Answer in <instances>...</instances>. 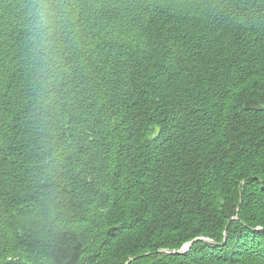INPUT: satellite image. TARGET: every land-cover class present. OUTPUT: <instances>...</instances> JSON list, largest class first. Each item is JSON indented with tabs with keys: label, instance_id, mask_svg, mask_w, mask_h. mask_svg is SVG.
<instances>
[{
	"label": "trees",
	"instance_id": "obj_1",
	"mask_svg": "<svg viewBox=\"0 0 264 264\" xmlns=\"http://www.w3.org/2000/svg\"><path fill=\"white\" fill-rule=\"evenodd\" d=\"M67 3L42 88L0 0V264H264V0Z\"/></svg>",
	"mask_w": 264,
	"mask_h": 264
},
{
	"label": "clouds",
	"instance_id": "obj_2",
	"mask_svg": "<svg viewBox=\"0 0 264 264\" xmlns=\"http://www.w3.org/2000/svg\"><path fill=\"white\" fill-rule=\"evenodd\" d=\"M27 22L41 87H52L59 79L60 40L71 19L67 0H27Z\"/></svg>",
	"mask_w": 264,
	"mask_h": 264
},
{
	"label": "water",
	"instance_id": "obj_3",
	"mask_svg": "<svg viewBox=\"0 0 264 264\" xmlns=\"http://www.w3.org/2000/svg\"><path fill=\"white\" fill-rule=\"evenodd\" d=\"M244 107H245V109H257V108H260L259 103L256 100H254V99H249V100L245 101ZM185 246L186 247H184L183 250L188 248V244H186Z\"/></svg>",
	"mask_w": 264,
	"mask_h": 264
}]
</instances>
